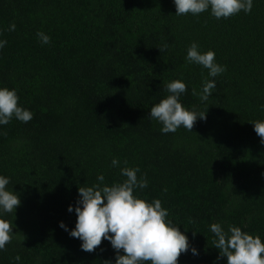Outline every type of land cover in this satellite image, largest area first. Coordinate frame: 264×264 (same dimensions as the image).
<instances>
[{
	"label": "trees",
	"instance_id": "trees-1",
	"mask_svg": "<svg viewBox=\"0 0 264 264\" xmlns=\"http://www.w3.org/2000/svg\"><path fill=\"white\" fill-rule=\"evenodd\" d=\"M175 13L174 0H0V88L33 114L0 125V176L21 201L0 212L14 231L0 264H115L109 240L87 252L70 232L79 187L101 174L103 184L122 182L123 167L139 168L148 184L134 194L159 199L188 237L178 264H227L213 223L264 242V144L254 130L264 120V0L227 19L210 8ZM193 42L226 71L210 77L187 62ZM213 79L208 101L192 95ZM173 80L187 86L182 105L206 119L165 134L149 114Z\"/></svg>",
	"mask_w": 264,
	"mask_h": 264
},
{
	"label": "clouds",
	"instance_id": "clouds-1",
	"mask_svg": "<svg viewBox=\"0 0 264 264\" xmlns=\"http://www.w3.org/2000/svg\"><path fill=\"white\" fill-rule=\"evenodd\" d=\"M176 15H199L211 9L216 19H227L243 11L250 13L253 0H174ZM15 24L9 31L15 30ZM42 44H49L51 39L42 32L37 33ZM7 41L0 40V48ZM167 47V45H165ZM199 46L193 42L188 48L186 61L208 69L210 77H216L226 71L225 66L215 62V52L209 50L201 53ZM161 51V49H160ZM216 87L215 80H206L198 93L195 88L193 96H199L203 102L208 101ZM170 93L150 109V117L159 121L163 133L175 132L183 126L192 131L197 119H206V111L197 113L186 109L180 102V96L187 92V86L180 80L166 84ZM19 97L14 89L0 88V125L8 124L13 117L27 123L33 114L18 104ZM254 130L264 144V120L254 122ZM127 164V161L124 162ZM120 161L112 160V166L118 167ZM139 168L123 167L120 174L126 177L122 182L111 186L103 184L104 176L97 177L100 183L79 187L80 199L75 207L76 226L70 235L82 240V249L94 251L102 240L107 239L116 250L115 264H178V258L189 249L188 237L168 219L169 212L162 207L159 199L152 202L134 194L136 189L147 187L146 176H137ZM9 179L0 176V212L12 213L20 205L19 196L6 190ZM68 211H73L69 205ZM60 227L67 230L63 222ZM210 231L214 233L213 246L219 250V257H226L227 264H264V242L259 235H252L238 226L230 225L226 232L221 224L213 223ZM196 231H193L195 236ZM14 231L12 223L0 218V250L11 243ZM121 250L123 254L121 255ZM192 253L198 254L195 247ZM16 261L20 256L15 257ZM111 264V261H107Z\"/></svg>",
	"mask_w": 264,
	"mask_h": 264
}]
</instances>
